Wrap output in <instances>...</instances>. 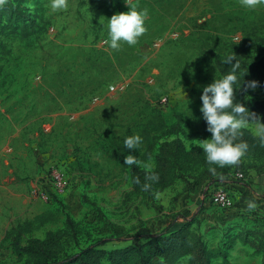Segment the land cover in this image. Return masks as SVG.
<instances>
[{
  "label": "rangeland",
  "instance_id": "obj_1",
  "mask_svg": "<svg viewBox=\"0 0 264 264\" xmlns=\"http://www.w3.org/2000/svg\"><path fill=\"white\" fill-rule=\"evenodd\" d=\"M135 3L148 9L146 32L135 45L112 50L102 18L129 11L125 0H67L57 11L50 0H0V264H61L101 240H111L104 249L112 253L139 247L144 240L121 239L141 226L160 232L173 219L171 231L200 229L205 211L234 222L264 217L263 195L243 198L264 173V158L212 165L213 174L200 145L212 136L200 109L203 86L221 77L217 60L233 46L250 44L253 57L264 53V0L254 8L241 0ZM27 14L37 23L28 35ZM254 81L242 100L264 122L263 80ZM245 129L254 135L252 126ZM131 134L142 144L134 153L139 163L129 166L123 138ZM51 166L65 171L71 186L44 203L32 191ZM239 171L248 180H239ZM219 185L236 190L230 211L209 203ZM49 239L36 255L21 251Z\"/></svg>",
  "mask_w": 264,
  "mask_h": 264
},
{
  "label": "clouds",
  "instance_id": "obj_2",
  "mask_svg": "<svg viewBox=\"0 0 264 264\" xmlns=\"http://www.w3.org/2000/svg\"><path fill=\"white\" fill-rule=\"evenodd\" d=\"M258 0H241L246 8H254ZM129 6V11L116 13L110 19L106 20L107 38L104 43L112 50H118L122 43L135 45L139 37L146 32L145 22L149 16L148 9L138 8L135 0H125ZM67 0H50V8L53 11L65 9ZM101 23V21H100ZM236 60V63L233 61ZM226 64L231 65L230 70L220 78H215L214 82L203 86L202 88V106L201 113L203 119L207 122V131L212 134L210 139L200 141L206 161L210 165L209 171L216 173V168L212 165L224 167L226 165H235L246 154L248 143L239 141L238 137L242 135L241 129L252 126L254 135L264 145V122L255 113L249 111L243 104L235 102L234 92L241 73V62L235 55H228ZM244 78V77H243ZM243 84L245 81L243 79ZM248 89H255L258 86L257 81H249L245 85ZM123 144L129 151L124 157L125 165L138 164L139 161L134 154L142 144V137L139 134L127 135L123 138ZM152 180H157L158 176L153 175ZM149 185L145 184L147 189ZM249 210L255 209L254 201H248Z\"/></svg>",
  "mask_w": 264,
  "mask_h": 264
},
{
  "label": "trees",
  "instance_id": "obj_3",
  "mask_svg": "<svg viewBox=\"0 0 264 264\" xmlns=\"http://www.w3.org/2000/svg\"><path fill=\"white\" fill-rule=\"evenodd\" d=\"M4 4V3H3ZM29 17V18H28ZM25 21L30 26L24 27V34L28 35L27 29L35 28L36 21L30 15H25ZM264 42V41H262ZM257 47V46H256ZM253 49L250 44L243 45L240 48L233 46L229 49L222 58L216 62V68L220 76L230 70L231 65L226 64L225 60L228 55H235L241 62V75L238 78L237 83L234 85L237 88L234 92L235 102L243 104L249 111L257 114V107L253 104H246L243 102V94L248 92L246 84L249 81H254L255 78L260 77L262 85L264 86V53L260 57H253ZM259 58V59H258ZM236 63V60L233 61ZM244 77V78H243ZM243 79L245 84H243ZM201 122L203 125H207V122L203 119L202 113H200ZM242 135L238 137V142L243 140L249 145L245 155L248 157H254L255 159L264 158V145H262L257 137H255L249 130L241 129ZM264 198V194H263ZM202 212H200L201 214ZM173 219L171 223L161 230L160 232L153 233L149 227L141 226L137 232L133 235H127L123 242H130L134 240H144L143 245L136 247L130 245L127 247H118L115 249V253L107 252L106 246L111 240H101L88 245L87 247L80 249V253L76 255H69L61 264H154L156 259L162 261V264H180L181 260L189 256L190 264H209L212 257L220 253V249L217 247H209L206 242L203 241V237L195 232V229L190 228L187 224L181 227L179 230L171 232L174 226ZM191 219L189 221H193ZM253 221L264 222V217L252 218ZM188 222V221H187ZM35 240H31L29 244L31 247H24L21 251L29 252L31 256L36 255V251L45 248L48 244L54 242L53 239H49L40 242L39 247L33 245ZM20 240L16 239L15 246L19 247ZM35 244V243H34ZM59 264V263H54ZM160 264V263H158Z\"/></svg>",
  "mask_w": 264,
  "mask_h": 264
},
{
  "label": "crops",
  "instance_id": "obj_4",
  "mask_svg": "<svg viewBox=\"0 0 264 264\" xmlns=\"http://www.w3.org/2000/svg\"><path fill=\"white\" fill-rule=\"evenodd\" d=\"M252 182L254 185L251 186V191L244 190V199L264 194V173H260ZM200 215L202 225L200 229L195 227V232L203 237L209 247H214L210 246L212 238L224 237L216 246L220 253L212 257L209 264H264V222H234L220 214L206 211ZM156 262L162 264V261ZM180 264H190V257H184Z\"/></svg>",
  "mask_w": 264,
  "mask_h": 264
},
{
  "label": "built area",
  "instance_id": "obj_5",
  "mask_svg": "<svg viewBox=\"0 0 264 264\" xmlns=\"http://www.w3.org/2000/svg\"><path fill=\"white\" fill-rule=\"evenodd\" d=\"M161 104L162 106L168 104V99L166 97L163 98ZM237 178L239 180H248L249 175L244 171H239ZM70 186V179L65 171L60 167L51 166L38 178L32 194L35 197H40L44 203H51L53 198L60 197ZM234 191H236L235 188L230 185L212 187L209 192V203L230 211L236 206ZM242 202H244L245 205L247 204L244 200Z\"/></svg>",
  "mask_w": 264,
  "mask_h": 264
}]
</instances>
